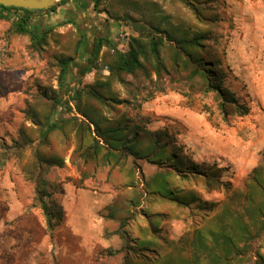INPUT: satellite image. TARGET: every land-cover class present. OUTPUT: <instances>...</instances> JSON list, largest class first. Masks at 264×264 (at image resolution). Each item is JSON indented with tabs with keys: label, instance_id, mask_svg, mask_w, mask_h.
Here are the masks:
<instances>
[{
	"label": "rangeland",
	"instance_id": "1",
	"mask_svg": "<svg viewBox=\"0 0 264 264\" xmlns=\"http://www.w3.org/2000/svg\"><path fill=\"white\" fill-rule=\"evenodd\" d=\"M203 7L206 16L217 17L213 29L222 65L227 71L226 84L249 106V113L225 119L212 93L188 94L185 89V95L170 88L136 107L135 102L129 101L128 88L117 81L112 82V90L126 102L117 105L114 111L108 108L102 111L108 119H118L122 114L139 120L148 117L149 129L166 127L176 136L181 151L196 162L229 167L224 172V178L232 181L227 193L207 191L201 183L177 177L167 178L160 174L155 178L163 194L175 198L194 196L198 200L181 206L157 194L147 193L142 198L143 205L134 209L129 219L130 232L139 234L138 243L149 248L148 256L161 257L177 248L185 257V261L177 264H254L258 255L264 260V191L253 181L257 173L264 181V0H207ZM60 9L61 6L49 15L37 13L34 18L42 28L61 22L64 16L75 17L81 26L84 37L70 62L73 82L64 94L68 98L77 86L78 72L90 57L94 36L103 35V32L98 29L100 20L92 7L89 13L94 14V20L84 25L77 15ZM98 11H101V18L118 26V39L114 42H118L120 50H125L130 38L138 35L130 16L140 23L143 19H152L162 26L168 24V28L170 24L175 32L179 30L175 27L189 32L196 29L194 14L179 0H102ZM197 24L205 26L202 22ZM7 26L8 21L0 20V138L11 143L12 138L18 137L23 123L26 99H31L42 86L47 90L57 89L58 67L53 57L72 54L74 27L69 23L56 27L46 51L29 54L26 50L29 38L25 35L7 38ZM105 49L102 48L99 59L79 85L92 83L98 73L103 77L109 75L102 59ZM70 106L72 111L67 116L81 117L72 100ZM25 124L34 128L29 121ZM32 136L36 138L37 131L32 132ZM38 144L35 139L25 146L23 161L32 157L35 148L64 158L63 166H53L46 174L52 196L62 205L65 189L72 183L67 179L80 176L76 165L70 162L69 155L75 147L72 129L65 124L50 133L48 146ZM131 164V157H128L122 169L127 170ZM138 164L137 178L126 172L113 174L109 165H103L83 181L85 191L93 192L94 202L99 201V206L104 207L97 217L94 215L97 205L92 202L88 210H80L82 225L86 226L94 218L108 219L112 212L108 206L114 200L116 188L113 177L118 181L123 177L146 182L160 172L144 160H139ZM255 168L256 174L253 173ZM33 197L34 183L25 178L18 157L11 154L0 167V264H53L52 260L47 261L50 256L53 260L57 256L54 264L60 261L61 248L55 240L62 245L68 240L63 241L61 234L58 239L57 235L50 237L46 233L44 215L39 206L33 205ZM251 197L255 198L254 203ZM202 202L213 205L202 207ZM257 204L261 205L260 209L255 206ZM87 262L84 256L79 264Z\"/></svg>",
	"mask_w": 264,
	"mask_h": 264
},
{
	"label": "trees",
	"instance_id": "2",
	"mask_svg": "<svg viewBox=\"0 0 264 264\" xmlns=\"http://www.w3.org/2000/svg\"><path fill=\"white\" fill-rule=\"evenodd\" d=\"M68 1L60 0L46 9L39 10L0 4V19L10 24L5 35L7 38L11 35L27 36L29 41L26 50L29 54L46 51L49 38L56 27L65 23L74 27V31H71L72 54H58L53 57L58 67L57 89L47 90L48 88L42 86L31 95V99H26L24 119L18 137L12 138L11 143L0 138V167L6 164L11 154L18 157L25 178L34 183L33 205L41 208L45 219V231L53 237L63 221L64 209L52 196L51 184L46 174L53 166H63L64 158L57 153H45L35 148L32 157L23 161L25 146L31 145L35 139H38V146H48L51 132L60 130L65 124L71 127L75 147L69 155L70 162L76 165L80 176L77 179L68 178L67 182H72L78 187H83V181L93 176L97 168L103 165H109L113 174L126 172L128 175H135L136 178L137 171H140L139 160L156 166L160 172L155 174L152 181L143 182L142 179L140 182L131 181L122 176L118 181L115 179L116 176L113 177L115 187L119 188L114 203L120 209L117 212H110L107 218L118 219L121 222L116 233L123 242L118 250L124 252L122 264L183 262L185 257L177 248L161 257H149L147 254L149 248L139 245L130 238L125 225L147 193L157 194L181 206H188L191 201L198 200L194 196L175 198L163 194L160 191V184L155 179L158 175L198 182L207 191L222 190L227 193L232 188V181L224 178V172L229 170V167H222L216 163L196 162L181 151L176 136L166 127L149 129L148 117L139 120L122 114L118 119H108L102 108L114 111L117 105L126 102L120 100L112 90V82L117 81L128 88L129 101L135 102L136 107L153 99L157 94H163L169 88L187 95L186 89L188 94L212 93L217 108L225 119L230 116H246L250 111L249 106L226 84L227 71L222 65L218 39L213 29L217 17L204 14L203 4L207 0H179L194 14L196 29L191 32L181 27H175L179 29L175 32L170 24L168 28V24L162 26L160 22L155 23L152 19H143L140 23L130 16L138 35L130 38L125 50L118 49V42H114L110 37L100 36L92 45L87 64L78 72L77 86L70 91L68 98H65L64 94L68 92V86L73 82L70 62L81 46L83 32L78 22L70 19L42 28L35 22L34 15L55 12ZM101 2L102 0H94L93 9L97 14L101 12L98 11ZM199 22L205 26L200 27L197 24ZM103 47L106 49L102 59L109 69V75L103 77L98 73L92 83L79 85L81 79L92 70L94 62L99 59ZM71 100L81 117L67 116L72 111ZM25 121L33 124L34 128H29ZM35 131L38 133L36 138L32 136V132ZM128 157H131L132 166L127 170L122 169ZM257 171L255 168L253 173L256 174ZM259 176L258 173L253 175V181L263 192L264 181ZM124 185L135 187L132 192L134 195L126 205L120 204L123 200ZM251 199L254 203L255 198ZM212 205L202 202V207ZM255 206L257 209L261 208L259 204ZM118 251L110 250L109 253ZM254 264H264L263 258L258 255Z\"/></svg>",
	"mask_w": 264,
	"mask_h": 264
},
{
	"label": "crops",
	"instance_id": "3",
	"mask_svg": "<svg viewBox=\"0 0 264 264\" xmlns=\"http://www.w3.org/2000/svg\"><path fill=\"white\" fill-rule=\"evenodd\" d=\"M93 4L94 0H71L70 2L63 4L60 10L66 11L71 15H77V18H79V20L81 19L82 23L84 22L83 25L87 22L90 24L89 21L93 22V16L95 14L98 20H100L99 31H103V34L108 37L110 36L113 41L118 39V26L116 28V24H114L112 21L106 18H101L102 16L94 11ZM89 7H92V11L94 13L93 15H90ZM67 19L77 21V19L75 17L73 18V16H64L60 20ZM9 25L10 24L8 22L7 28L9 27ZM50 25H54V23ZM7 28L5 30H7ZM139 172L140 171H137L136 175H138ZM134 188L135 187H133L132 185H124L122 192L123 200L120 204H128L126 202H129V200L131 199ZM118 189L115 188V193L113 196L114 200L112 201L111 205L109 204L108 206L112 212H117L120 209V207L114 203L115 198L119 193ZM92 195H94V193L85 191L84 187H78L76 185H73L72 183H69L67 185L62 202V206L64 209V218L54 235H57V238L59 239V234H61L62 240L68 241H66L65 243L63 242L64 245H62L59 240H55L56 244L59 245V248H61V252H59L58 254L60 261L57 262V264H79L81 258H83L84 256H86V258L88 259L87 264H122L124 252H119L118 250L122 247L123 242L119 234L116 233V231L120 227L121 222L118 219L105 220L103 217L100 220L93 217L94 219L92 221L89 220V223L86 226L82 225V223L80 222L82 221V218L80 217L79 211L88 210V208L90 207V202H92L93 205H97L94 209L95 217H97V214L99 213L101 208L104 207V205L99 206V201H96L95 203ZM142 205L143 200L135 209L140 208ZM144 224L146 225V223ZM139 225L142 224L140 223ZM131 227L132 226L130 224V221L128 220L125 225V229L127 230L130 238L138 242L137 237L139 234H132L130 232ZM60 245L62 247H60ZM110 250H113V252H118L109 253ZM56 258L57 256H55L53 260L52 256H50L49 260L47 261H49L50 263L52 260L54 264Z\"/></svg>",
	"mask_w": 264,
	"mask_h": 264
},
{
	"label": "water",
	"instance_id": "4",
	"mask_svg": "<svg viewBox=\"0 0 264 264\" xmlns=\"http://www.w3.org/2000/svg\"><path fill=\"white\" fill-rule=\"evenodd\" d=\"M60 0H0V4L30 10L46 9Z\"/></svg>",
	"mask_w": 264,
	"mask_h": 264
},
{
	"label": "flooded vegetation",
	"instance_id": "5",
	"mask_svg": "<svg viewBox=\"0 0 264 264\" xmlns=\"http://www.w3.org/2000/svg\"><path fill=\"white\" fill-rule=\"evenodd\" d=\"M75 21H76V20H75ZM78 24H79V23H78ZM79 27H80V29H81V26H80V25H79ZM98 29H99V28H98ZM81 30H82V29H81ZM101 32H103V31H101ZM100 36H106V35L103 34V35H99V36H98V35L96 34V35L94 36V42H96V40H97ZM109 37H110V36H109Z\"/></svg>",
	"mask_w": 264,
	"mask_h": 264
}]
</instances>
